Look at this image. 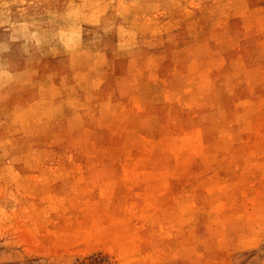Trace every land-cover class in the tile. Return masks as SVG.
Returning a JSON list of instances; mask_svg holds the SVG:
<instances>
[{"label": "rangeland", "instance_id": "374dc122", "mask_svg": "<svg viewBox=\"0 0 264 264\" xmlns=\"http://www.w3.org/2000/svg\"><path fill=\"white\" fill-rule=\"evenodd\" d=\"M0 77V264H264V0H0Z\"/></svg>", "mask_w": 264, "mask_h": 264}, {"label": "bare ground", "instance_id": "6f19581e", "mask_svg": "<svg viewBox=\"0 0 264 264\" xmlns=\"http://www.w3.org/2000/svg\"><path fill=\"white\" fill-rule=\"evenodd\" d=\"M32 33V32H31ZM31 35V34H30ZM67 40V39H66ZM76 40V39H75ZM75 43H77V42H75ZM66 44V43H65ZM73 45V44H72ZM76 46V45H75ZM6 76V75H5ZM1 78V77H0ZM50 91V90H49ZM49 101V100H48Z\"/></svg>", "mask_w": 264, "mask_h": 264}]
</instances>
